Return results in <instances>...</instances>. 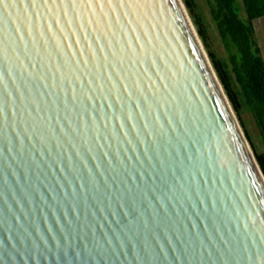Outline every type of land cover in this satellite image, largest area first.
<instances>
[{
    "label": "water",
    "instance_id": "obj_1",
    "mask_svg": "<svg viewBox=\"0 0 264 264\" xmlns=\"http://www.w3.org/2000/svg\"><path fill=\"white\" fill-rule=\"evenodd\" d=\"M0 264H264V174L183 0H0Z\"/></svg>",
    "mask_w": 264,
    "mask_h": 264
},
{
    "label": "trees",
    "instance_id": "obj_2",
    "mask_svg": "<svg viewBox=\"0 0 264 264\" xmlns=\"http://www.w3.org/2000/svg\"><path fill=\"white\" fill-rule=\"evenodd\" d=\"M183 1L264 174V152H258L244 118L250 117L254 134L264 144V54L256 26V21L264 18V0H241L242 8L238 0H213L211 15L228 52L227 59L219 58L209 47L207 30L194 10V0Z\"/></svg>",
    "mask_w": 264,
    "mask_h": 264
},
{
    "label": "rangeland",
    "instance_id": "obj_3",
    "mask_svg": "<svg viewBox=\"0 0 264 264\" xmlns=\"http://www.w3.org/2000/svg\"><path fill=\"white\" fill-rule=\"evenodd\" d=\"M239 6L242 8L241 0H238ZM213 0H194V10L199 15L201 20L203 21L205 28L207 30V41L211 50L215 53L216 56L222 59L228 58V52L225 49V46L220 38L218 33L216 24L211 15V6ZM242 10V15H243ZM245 15V14H244ZM243 17V16H242ZM258 37L262 46L263 54H264V18L256 21ZM245 123H247V128L249 129L252 139L256 146L258 147L261 142L259 138L254 134V128L252 121L249 120V116H245Z\"/></svg>",
    "mask_w": 264,
    "mask_h": 264
},
{
    "label": "crops",
    "instance_id": "obj_4",
    "mask_svg": "<svg viewBox=\"0 0 264 264\" xmlns=\"http://www.w3.org/2000/svg\"><path fill=\"white\" fill-rule=\"evenodd\" d=\"M258 138H259V140H260V142H261V144L257 147V149H258V152H264V144H263V142H262V139L259 137V136H257ZM256 145V144H255Z\"/></svg>",
    "mask_w": 264,
    "mask_h": 264
}]
</instances>
